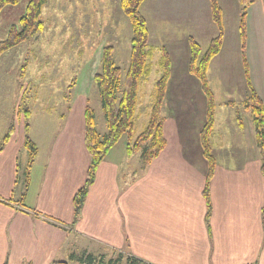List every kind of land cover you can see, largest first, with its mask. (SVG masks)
I'll return each mask as SVG.
<instances>
[{
    "label": "crops",
    "instance_id": "0c3cea01",
    "mask_svg": "<svg viewBox=\"0 0 264 264\" xmlns=\"http://www.w3.org/2000/svg\"><path fill=\"white\" fill-rule=\"evenodd\" d=\"M148 1L144 0L140 11L147 21L153 57L156 51L160 53L159 65L166 49L170 60L162 108L165 148L149 165L134 170L136 176L129 180L130 160L134 155L141 157V152L129 154L128 135L122 136L100 163L74 220L73 198L84 184L90 164L85 143L88 92L82 91L77 80L71 106L64 115L57 114L62 125L55 126L41 142L30 127L38 150L27 190L20 185L25 175L21 164L26 169L28 162L24 128L15 135L16 127L0 149V264L75 261L70 259L72 253L109 259L130 254L154 264H264L263 153L253 123L245 124L243 119L239 124L238 111L222 119L228 113L225 108L235 106L234 100L219 103L218 108L215 103L211 146L216 163L207 220L203 190L209 160L201 131L207 121L208 98L200 79L189 69L190 37L196 38L190 30L176 32V26L175 31L152 32L143 11ZM186 10L185 6L183 14L177 16L175 10L169 16L175 23L182 15L187 20L190 13ZM246 33L244 53L240 33L236 44L237 51H242L246 78L241 102L252 86L264 104V0L248 4ZM225 44L224 25L217 55ZM210 73L211 62V83ZM139 133L136 129V136Z\"/></svg>",
    "mask_w": 264,
    "mask_h": 264
},
{
    "label": "rangeland",
    "instance_id": "374dc122",
    "mask_svg": "<svg viewBox=\"0 0 264 264\" xmlns=\"http://www.w3.org/2000/svg\"><path fill=\"white\" fill-rule=\"evenodd\" d=\"M28 1L21 0L18 4L7 5L1 11L0 41L7 38L13 24L21 29L20 18L26 12ZM218 2L223 10L226 44L222 53L211 60L210 85L215 94L217 108L219 103L226 100L235 101L233 108H225L228 113L224 112L223 115L221 112L222 119L228 114L235 116L238 111L247 124L252 121V117L241 102L242 94L246 90L245 68L242 51L238 52L236 48L240 33L241 5L238 0ZM146 5L148 7L143 11L147 14L152 32L154 29L171 31L172 28L175 31V26L176 32L180 29L190 30L203 51L209 46L211 38L218 34V26L211 14L210 0H149ZM185 6L190 18L185 20L182 15L177 20L178 23H175L169 15L175 10L177 16L183 14ZM42 20L44 26L34 36L0 56V146L1 137L11 125L13 132L17 127L15 135L24 128L25 108L31 110V133L40 142L46 139L54 132L55 126L62 125L63 122L57 114L64 115L71 106L77 80L82 91L88 92L87 97L95 111L98 130L105 133L107 122L99 89L94 83V75L100 70L103 47L114 45V60L124 74L129 66L132 26L129 17L121 8L120 0H47ZM154 40L152 43L156 44ZM159 55L156 51L151 60L152 72L140 84L135 123L139 132L148 122L151 91L161 74L157 64ZM74 78L76 84L70 89L69 85ZM218 117L221 119L220 112ZM20 160L22 161V154ZM142 165V158L134 155L127 172L129 180L136 176L134 170H139ZM21 166L22 174L25 165ZM23 184L25 175L22 174L20 185ZM123 255L124 258L119 264L126 262L127 255ZM117 256L115 254L110 259ZM103 259L104 263L109 260L106 257ZM69 264L89 263L75 260L69 261Z\"/></svg>",
    "mask_w": 264,
    "mask_h": 264
},
{
    "label": "trees",
    "instance_id": "16d2710c",
    "mask_svg": "<svg viewBox=\"0 0 264 264\" xmlns=\"http://www.w3.org/2000/svg\"><path fill=\"white\" fill-rule=\"evenodd\" d=\"M21 0H0V13L10 4H18ZM212 17L218 26V34L213 37L205 51L201 45L190 37L191 59L189 64L190 72L196 75L208 98L207 121L201 131L202 145L204 153L209 160V172L206 185L203 190L204 197L208 204L207 220L211 213L210 182L215 169V157L212 153L211 138L215 123V100L214 93L208 78V69L211 60L219 53L223 37L224 22L223 12L218 0H210ZM240 7V38L243 53L246 47V17L249 0H238ZM47 0H29L26 12L20 18L21 29L15 24L10 27L6 39L0 41V56L7 50L18 45L25 39L34 36L44 26L42 20L43 8ZM144 0H120L122 10L129 17L132 26L131 51L129 66L124 74L122 68L114 60V45L108 44L103 47L100 70L94 75V83L99 89L102 108L107 122V131L100 133L97 128L96 114L89 100L85 106V143L90 155V164L86 174L84 184L77 190L73 198L74 220H77L86 196L94 183L97 169L106 157L110 149L122 138L128 135L129 142L127 151L129 154L141 152L143 166L149 165L154 158L166 146L164 136L165 117L162 113L163 102L166 96L168 79L170 76V60L166 49H163L160 58L161 76L155 82L151 92L150 112L147 124L136 136V116L139 103L140 84L148 79L152 71V57L154 50L148 43L149 29L147 21L140 11V6ZM76 84V78L70 83V89ZM245 108L250 111L256 143L263 153L261 171L264 176V104L251 86L250 93L246 98ZM25 141L24 145L28 150V162L25 169V190L30 181V169L37 154V144L31 138L29 132L31 124V110L25 108ZM239 124H243V118L239 112L237 114ZM13 132L11 125L2 139L0 149L8 142ZM1 200V199H0ZM24 200L21 199L23 204ZM103 256H95L92 253L77 255L72 253L70 259L80 260L89 264H119L124 258L123 254H118L117 258L109 259L104 263ZM125 264H154L134 255L126 256ZM53 264H69L67 260L54 262Z\"/></svg>",
    "mask_w": 264,
    "mask_h": 264
}]
</instances>
